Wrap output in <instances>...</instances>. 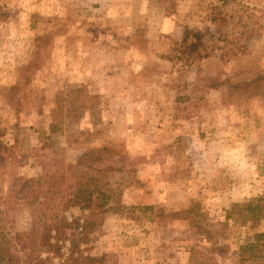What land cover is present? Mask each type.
Returning <instances> with one entry per match:
<instances>
[{
  "label": "rangeland",
  "instance_id": "374dc122",
  "mask_svg": "<svg viewBox=\"0 0 264 264\" xmlns=\"http://www.w3.org/2000/svg\"><path fill=\"white\" fill-rule=\"evenodd\" d=\"M187 30L199 37L189 68L172 59ZM0 130L28 156L0 165L2 196L8 172L34 177L90 148H111L123 167L110 181L125 210L104 217L76 262L62 237L41 264H190L205 227L222 222L218 260L238 264V247L264 231L226 217L264 195V0H0ZM73 131L81 143H68ZM14 205L4 230L35 228L33 209ZM191 208L200 220L172 217Z\"/></svg>",
  "mask_w": 264,
  "mask_h": 264
},
{
  "label": "trees",
  "instance_id": "16d2710c",
  "mask_svg": "<svg viewBox=\"0 0 264 264\" xmlns=\"http://www.w3.org/2000/svg\"><path fill=\"white\" fill-rule=\"evenodd\" d=\"M198 40L196 32L187 30L181 42L173 47L172 59L181 61L184 67L189 68L197 60L194 54ZM49 131H55L54 124L49 126ZM85 134V131H73L72 139L68 136L67 141L81 143ZM2 137L3 131L0 130V165L21 167L28 156L16 154L13 145L4 144ZM46 139L47 136L41 132V149L47 147ZM87 141L89 139L84 140ZM113 156L114 151L109 147L90 148L81 153L73 164L58 162L54 168L42 167L43 171L34 177L8 172L9 178L4 179L7 182L4 196L0 189V264H41V254L58 250L56 245L62 237L69 240L70 260L74 259L75 254H80L81 244L89 241L94 229L108 213L118 214L125 210L110 181L113 173L123 170L120 159L116 160ZM20 201L33 209L38 222L32 230L11 234L1 224L9 218L14 204ZM232 207L226 217L230 219L236 214L249 223L252 230L264 220V195ZM71 210H77L79 215H72L68 221L65 213ZM181 215L191 223L201 217L199 210L194 208L176 212L172 217ZM211 227L206 226L200 234L203 238L190 247V264H220L218 257H224L227 253L218 240L222 232L220 229L226 228L227 223ZM52 239L56 240L54 245ZM14 254L23 255V262ZM237 257L238 264H264V231H256L241 244ZM74 260L76 262L78 258Z\"/></svg>",
  "mask_w": 264,
  "mask_h": 264
}]
</instances>
